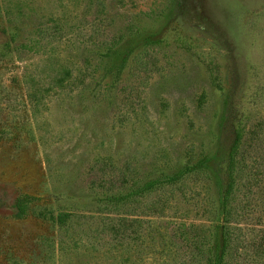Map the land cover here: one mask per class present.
<instances>
[{
    "label": "rangeland",
    "instance_id": "374dc122",
    "mask_svg": "<svg viewBox=\"0 0 264 264\" xmlns=\"http://www.w3.org/2000/svg\"><path fill=\"white\" fill-rule=\"evenodd\" d=\"M238 131V264H264V0H0V264H187ZM23 195L66 224L15 219ZM125 214L138 232L102 233Z\"/></svg>",
    "mask_w": 264,
    "mask_h": 264
},
{
    "label": "trees",
    "instance_id": "16d2710c",
    "mask_svg": "<svg viewBox=\"0 0 264 264\" xmlns=\"http://www.w3.org/2000/svg\"><path fill=\"white\" fill-rule=\"evenodd\" d=\"M240 131L237 132L236 141L232 148L230 166L228 170V182L226 184L225 192L221 201V218L216 226V233L213 234L210 243L205 246L203 239L200 240V236L197 235L196 239L192 244V252L190 259L188 258L187 264H238L239 259L241 258V250L245 248V240L243 236L242 227L239 225L238 216H239V207L237 205L236 191L238 190L237 177L238 172H235V158L238 155L241 145V136ZM228 164V167H229ZM190 175V171L180 170L173 175H164L160 179L155 181L145 182L142 186L133 189L131 188L126 193H121L119 191L117 194L111 195L109 201L113 209H119L121 207H127L131 202L137 200L140 197H146L151 195L154 192L161 191L163 192L161 197L166 195V191H170V188L176 186H182L186 183ZM122 185L119 186L122 189ZM124 189V188H123ZM166 189V190H165ZM165 190V191H164ZM160 198V196H158ZM37 199L31 198L29 196H19L14 200L13 203V217L17 220L24 219L28 215L34 216L36 219L51 223L54 219L58 226H64L66 224V219L62 216H57L54 218L52 215L46 213L45 210H32V205ZM168 203L170 199H161L149 203L146 206L148 212L144 215L145 217H151V212L159 211V214H163L165 209L168 208ZM154 209V210H153ZM117 211V210H116ZM105 217L109 213H104ZM120 215L115 222L109 219L108 223L103 224L102 233H110L115 235L116 239L121 240L124 238V235L127 234V226L130 225L131 230L134 233L138 232V229L141 227V220L134 218L128 220V216ZM136 215H134L135 217ZM137 217V216H136ZM56 219V220H55ZM54 222V223H55ZM143 223V222H142ZM207 239V238H206ZM205 239V240H206Z\"/></svg>",
    "mask_w": 264,
    "mask_h": 264
}]
</instances>
